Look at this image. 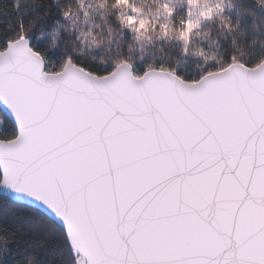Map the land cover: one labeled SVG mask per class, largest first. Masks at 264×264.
<instances>
[{"label":"snow or ice","instance_id":"obj_1","mask_svg":"<svg viewBox=\"0 0 264 264\" xmlns=\"http://www.w3.org/2000/svg\"><path fill=\"white\" fill-rule=\"evenodd\" d=\"M12 10L0 264H264V38L233 0Z\"/></svg>","mask_w":264,"mask_h":264},{"label":"trees","instance_id":"obj_2","mask_svg":"<svg viewBox=\"0 0 264 264\" xmlns=\"http://www.w3.org/2000/svg\"><path fill=\"white\" fill-rule=\"evenodd\" d=\"M14 2L15 0H0V32L6 30L11 23H16L18 13L12 10ZM233 4L234 13L246 22L251 33L264 38V19H255L248 14V9L253 8V0H233ZM256 11L258 17H264V12H260L259 9H256ZM191 67L193 71L196 70L195 64ZM11 211V206H0V214L7 212L10 216ZM52 264H60L56 256L52 257Z\"/></svg>","mask_w":264,"mask_h":264}]
</instances>
